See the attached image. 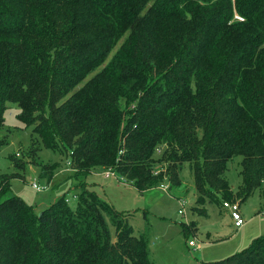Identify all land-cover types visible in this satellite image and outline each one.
Segmentation results:
<instances>
[{
  "label": "trees",
  "instance_id": "16d2710c",
  "mask_svg": "<svg viewBox=\"0 0 264 264\" xmlns=\"http://www.w3.org/2000/svg\"><path fill=\"white\" fill-rule=\"evenodd\" d=\"M7 103L41 148L69 153L73 178L111 169L171 191L187 165L199 202L243 203L264 187V0H0V129ZM14 165L0 174V264H154L134 213L85 180L36 211L10 188ZM203 264H264V235Z\"/></svg>",
  "mask_w": 264,
  "mask_h": 264
},
{
  "label": "rangeland",
  "instance_id": "374dc122",
  "mask_svg": "<svg viewBox=\"0 0 264 264\" xmlns=\"http://www.w3.org/2000/svg\"><path fill=\"white\" fill-rule=\"evenodd\" d=\"M122 41L123 39L118 42L114 51ZM119 102L123 107L124 99H120ZM18 112L16 104L7 103L0 129L1 140L7 142L0 148V174L15 172L16 162L24 164L22 177L12 179L10 188L15 195L33 205L36 211H41L54 199L72 190L75 184L78 185L85 180L89 190L108 201L117 211L135 214L130 225L135 233L142 231L147 235L148 251L154 264H203L208 261H219L247 247L253 239L264 235L262 198L264 187L243 203H239V199L234 195L227 200L219 199L218 203L208 201L203 203V200L198 201L197 196L195 200L192 197L194 187L187 165L180 172L183 185L171 191H168L167 187L166 191L163 188H156L139 192L127 182H119L115 178L105 179L104 171L101 169L91 170L86 177L73 178L71 176L75 166L67 155L69 153L41 148V145L36 143L34 135L31 136V126L24 127L19 121ZM160 153L157 151L155 156L158 157ZM240 160V156L232 157L224 173L232 193L241 182ZM154 170L157 171L158 168ZM32 183L40 187L45 186L47 189L36 191L31 187ZM164 184L168 186L166 181ZM72 195L70 192L66 196L71 200L69 202L71 207L75 202V199L70 198ZM184 199L188 204L184 205V214H179L180 200ZM222 201L238 203L239 207L242 205L240 211L245 218L242 230L235 232L230 228ZM189 241H195L197 247L189 246Z\"/></svg>",
  "mask_w": 264,
  "mask_h": 264
},
{
  "label": "built area",
  "instance_id": "2783aa9c",
  "mask_svg": "<svg viewBox=\"0 0 264 264\" xmlns=\"http://www.w3.org/2000/svg\"><path fill=\"white\" fill-rule=\"evenodd\" d=\"M104 171V178L108 179V178H115L117 179L119 182H126L123 178H121L120 176H118L113 170L111 169H105ZM31 187L36 190V191H43L45 189H47V187H40L39 185L32 183ZM159 188H163L165 191L167 189V186L165 185H161ZM70 198L75 199L74 196H70ZM71 200L69 199V197L66 199V202H70ZM180 209L178 211L179 214H184V205L188 204V201L186 199L184 200H180ZM222 207L224 209H227L229 211L231 220L233 222V226L235 228H240L243 226L244 224V219L241 217L240 213H239V204L238 203H228V202H223L222 203ZM189 246H193L195 247V242L194 241H189L188 242Z\"/></svg>",
  "mask_w": 264,
  "mask_h": 264
},
{
  "label": "crops",
  "instance_id": "0c3cea01",
  "mask_svg": "<svg viewBox=\"0 0 264 264\" xmlns=\"http://www.w3.org/2000/svg\"><path fill=\"white\" fill-rule=\"evenodd\" d=\"M183 184V183H182ZM193 190V199L195 200V197L197 196V195H195L196 194V192H195V189L193 188L192 189ZM72 194H73V192H72ZM189 195V194H188ZM191 196V195H190ZM260 197H262V196H260ZM262 198H264V196L262 197ZM194 200H191V202L192 201H194ZM241 206L242 205H240V207H239V213H240V215H241V217L243 218V219H245L244 217H243V214H242V211H240V209L242 210V208H241ZM224 209V208H223ZM226 216H228V218H229V224H230V228L232 229V230H235V232L236 231H238V230H242L243 229V227H240V228H235L234 226H233V222H232V220H231V217H230V214H229V211L226 209ZM245 222H246V220H245ZM195 242V241H194ZM209 244H210V242H209ZM155 245H154V243H153V247H154ZM239 246V245H238ZM195 247H197L196 246V243H195ZM194 247V248H195ZM193 248V249H194ZM153 255H154V251H153ZM211 258V257H210ZM209 260H213V259H209ZM153 261H154V259H153ZM203 262V261H202ZM209 262V261H208ZM204 263V262H203ZM202 264V263H201Z\"/></svg>",
  "mask_w": 264,
  "mask_h": 264
}]
</instances>
